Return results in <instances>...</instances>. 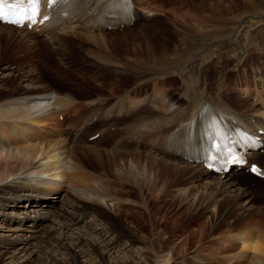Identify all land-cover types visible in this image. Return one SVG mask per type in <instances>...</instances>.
I'll list each match as a JSON object with an SVG mask.
<instances>
[{"label":"bare ground","instance_id":"1","mask_svg":"<svg viewBox=\"0 0 264 264\" xmlns=\"http://www.w3.org/2000/svg\"><path fill=\"white\" fill-rule=\"evenodd\" d=\"M139 1L141 4V0H136V5L140 10H142L141 7H139L140 6ZM258 5H264V0H246V1H241L240 3L218 2L217 0H200L198 4V6L202 10L210 12V13H206L207 19H213L215 17L217 18V15L219 14H227V13L232 14V12H237L240 9H242L240 13L241 12L243 13L244 8L255 9V7ZM259 10L257 12H259ZM142 15H143V11H142ZM261 15L262 14H259L257 16L253 15V19L251 20H255V18H260ZM139 16L141 17V14H139ZM153 16H155V13L153 14ZM153 16H151L149 19H151ZM236 16L233 17L236 18ZM240 17L242 18V16ZM143 22L144 21L137 22L133 26L128 27L127 30H124V32L131 30L133 27ZM224 25L226 28L227 25L226 24ZM223 26L220 28H223ZM229 26L228 28H230ZM191 27H192L191 25H186L185 28L181 31L182 36L180 37L179 35L178 38L179 44L176 45V47H173L172 51H174L175 53H179V51H181L180 49L185 48V45L193 35V34L191 35V29H190ZM263 27L264 26H262L261 28ZM180 28L182 27H179V29ZM249 28H250V24L248 29ZM236 30L233 36L237 37L236 34L239 33L240 31L238 30V28H236ZM5 32L7 34H5ZM13 32L20 33L21 35L22 30L20 29L18 30L11 25L2 24L0 28V41L3 39H5L6 41L12 40L13 37H15L16 35ZM51 33L52 35L49 36L52 37L51 38L49 37V39H53L54 41H62L60 39H63V37L72 36L75 37L77 40L79 39L80 41H82L80 43H85V44L86 41H90V42L92 41L93 43L102 42V44H106L108 41L114 39L115 37L114 32H104V31L96 32L95 29L89 30L88 26H84L80 29H72L70 34H66L64 36H62L60 33L57 32H51ZM25 34L29 36L30 34H32V32L30 33L29 31H27V33ZM135 34L136 37H139V39L141 40L130 42L132 45L138 46L142 44V42L144 41H146L147 44H149V40H151V34L148 33V30H146V28H144L139 32H136ZM24 35H23V39L27 36ZM195 35H197V33ZM198 35L201 36L200 34ZM161 36L164 37L165 41L163 42L170 41L169 37L164 36L163 34ZM115 40H112L110 42L112 46L115 45L114 42ZM200 40L202 41V39ZM231 40H233V38H231ZM236 40L237 39L234 38L233 42L231 41L229 44L227 43L228 45L225 44V46H223L222 48H220L219 45H216V47H219L221 49L219 51L221 53L218 52L219 55H214L215 56L214 59L218 58V60L220 61V62L216 61L217 65H220L222 63L221 62L222 56H225V60L228 58V55L234 49ZM249 40L252 41L251 38ZM120 43H126V41H120ZM126 44L125 46L128 45ZM26 46H28L26 47L28 50H31V48H33L32 44H26ZM107 47L109 46H106V48ZM213 49L215 48H208L207 51L210 52ZM240 49L245 51L243 48L240 47H238L237 51H239ZM236 53L238 54V60L240 62L241 55L238 52ZM164 54H167V52ZM209 54H211V52ZM259 54L261 53L259 52ZM224 62L225 61L223 60V63ZM257 62L259 63V59L253 61L252 63H250L248 60L245 63H249L252 69H257V74H256L257 78L256 77L255 78L259 79V82L257 83L261 84L260 81L261 82L264 81V70L261 72L260 68L253 66ZM189 67H191V65H189ZM236 67L237 68H235L234 70L238 71V69H240L241 66L240 64H237ZM197 72H202V71L199 70ZM253 73L254 72L251 73V76L253 75L252 77L255 76L254 75L255 73L254 74ZM217 74H219V76H222V78L223 76H226V74L223 71H219L217 72ZM152 75H153L152 77H154L155 74ZM226 77L224 79H226ZM205 78L207 77L205 76ZM211 79L214 78L211 77ZM241 79L242 81H244V77ZM10 81L11 79H9V82ZM15 81L21 84L20 79L19 80L14 79L11 82L15 83ZM146 82H153V81L148 80ZM236 82L237 81L235 80V84ZM139 83L140 82H137V84ZM211 83L212 81H210L209 84H207L205 81L203 85L197 76L196 78H193L188 82H185L182 87L183 90L177 95H173L171 94V92L161 89L159 90V92L154 91V94L149 97L148 96L143 97L137 91L125 93L127 92V90L132 89L135 86L134 83L133 85H131L129 89H127L124 92L125 94L123 93L121 95L109 97V98L99 97L105 99L96 100V101L93 100L94 98H91V99H87L82 104L77 103L80 102L79 99H76L71 95L60 94L58 92L52 91L50 90V88L45 89L47 91V95H44L45 91L43 92L42 89L39 88L38 86L34 87L33 83L32 86L27 85V89L29 90V92L35 91L37 93L36 97H30L33 95L25 96L24 92L26 91L23 90L24 92H19L21 90V87H15V88L13 87V89H10V91L6 92L4 96L0 98V219L1 220L3 219V222L8 221L9 223H18V224L16 225L14 224L15 228L13 225L10 228H6L9 229L8 232L11 234L9 236L5 235L3 238L0 236V248L7 250H9L10 248H15V251L11 253L12 258L10 263L36 264V262L39 261L37 264H71V262H76V261L80 262V260L83 259L84 261L86 260V264H91L93 260L98 261L96 262V264H172L173 263V257H172L173 250L170 248L171 240L169 238L166 241V243L164 244L161 243L163 245L162 246V245H157L160 241V238H156L155 240L154 239L150 240L148 236L145 237L143 236V238L145 239L142 242H144L145 245L141 247L140 239L136 240L137 246L134 250V254H133L134 257H133L130 256L129 254L131 252L130 249L128 250V248L119 246V243L121 242V236L119 233H117L116 229L112 227V225H110L109 223H107L108 226L101 225L100 223L104 221L101 222L98 221L100 223L96 224L94 218L97 219V216H95V213L90 209L88 210L85 209L82 204L87 203L90 204L89 206H92L93 203L94 204L98 203L101 205L104 202L107 205H109V203L112 204L114 198L113 191H115L114 189L117 188L118 184H116V182L112 183V180L110 179L111 177H104L103 175L100 174L96 175L87 172V167L84 165L85 164L84 160L88 161V156L90 155L94 156L92 158L95 160V163L98 164L100 168L101 166L102 168H104L103 166H105L106 168L113 170L114 168H116V171L119 172L117 173V176L120 179L122 178L125 181L131 180L140 188L141 187L143 188L142 185L145 184L144 182H149V180H151L150 177L152 175L162 178L172 177L175 178L178 182H181L182 179L186 177L190 180V177L187 176V172L188 174L190 173L195 174V176L199 181L204 182L203 185H201L202 188L213 192V193L211 192L213 196L212 197L213 203L217 205L216 202L217 200H215L214 198H218V197H221L224 202H229V199L230 201L234 199L236 200V203L232 201L233 203H235V207L233 206L234 208L232 211L244 210L242 208H246L247 205H249L250 201L255 198V196L253 195L254 192L252 193L250 188H248V186L241 185L237 181L240 179H247V180L255 179L259 182L260 181L264 182V180L255 178L247 174H238V176L236 177L230 175L229 177L228 175L225 176L221 175L218 176L219 178L215 177L212 178L213 180H209L205 182L204 180L206 179L204 175H206V177L208 178V172L207 169L203 168V166L189 165V164L183 165L181 164L182 162L180 159L170 157L163 152V146L165 144L164 141L166 136L170 134L178 126L192 119L204 107L206 102L212 103L215 107H217V109H219L222 112L239 113L241 111L240 109L238 110L234 109L233 106V104L238 105L239 100H237V102L233 101L234 102L233 104H231L229 101L226 100V99L232 100L231 94L226 98H223V100L212 98L211 94L209 95L210 91L218 96L220 92L219 90H214L213 88L209 87L208 85L214 88H219L216 82H215L216 85L214 84V86ZM223 86L227 88L226 84H223ZM173 87H174L173 93L176 94L175 93L176 87L175 86ZM248 87L250 86L247 85L246 91L249 90ZM147 88L148 85L146 84V87L145 89L142 90V93L147 92L148 91ZM237 88L239 90L240 87ZM256 92H258L257 102H259L262 100V95L260 94L261 92L259 90H257ZM242 93L247 101L249 99L252 101L253 93L251 89H250V93L244 92V89H242L241 94ZM63 96L70 97L69 99L70 101L63 99L62 98ZM247 97L250 98L247 99ZM254 97H256V94L254 95ZM191 105H193L194 109ZM254 112H255L254 116L257 117L255 122L259 124L260 123L264 124V110L257 108ZM70 113L74 114L75 117L77 118L73 124V126H75L74 128L81 126L82 123L86 124L88 121H92L95 118H97V122L95 124H92L90 128L84 127L83 130L78 132L81 134L75 137V135L72 134L73 132L71 131V129L69 130L66 129L63 121L60 120V117L63 116V114H66L68 115L67 117H70ZM242 113L245 114L244 112ZM123 119H125V121L130 122L128 124L129 126L125 125L127 127L122 126L119 130H117L114 134L115 135L114 140H111L112 144L108 142L110 144L105 145L107 146V148H102V147L99 148V143L100 144L102 143L101 142L102 140L99 139H97L91 144L90 143L81 144L80 141H84L86 134H88V132H90L92 129L99 128L103 126V124L104 126H110V125L115 126L116 123H119L118 121ZM143 130L147 131L150 134L149 135L150 138L145 140V142L148 141V147L146 151H142L143 149H141L140 145L131 144L130 141L131 137L138 136V134L141 133ZM93 134L95 135V133H92L90 135H87L86 138L92 136ZM159 135L164 136L163 141L162 140L160 142L157 141ZM128 152H132V153H128ZM144 155L147 156L143 157ZM120 156H129L130 158L125 160L122 159L123 157L119 158ZM104 171L108 172L109 175L111 174L110 171H107L106 169ZM124 171L127 172L131 171L132 173L138 172V176L135 175L134 177L129 176L127 175L128 173H125ZM195 176L193 175L191 177V180H194ZM47 177H52V178L49 180L41 179ZM156 179L158 180V178ZM114 181L117 180L114 178ZM63 190L66 191L68 195L70 193L75 194L76 196L74 201L69 200L66 197L63 206L61 207V209L59 208L57 210V213L54 214L52 213V211L50 212L45 211L44 207H46V205L49 204L53 205L54 204L53 201L54 199H56L55 196L50 197L51 193L56 194L58 191L63 192ZM187 190L188 189H186L185 192H187ZM116 191H118V193L120 194L119 192L120 189L119 190L116 189ZM48 197L49 199H47ZM51 198L52 200H50ZM240 198L246 200L244 201V204L242 206H240L241 205L240 201L242 200ZM24 201L27 203L23 204ZM229 204L231 203L229 202ZM23 205H24L23 209L26 210L29 207L30 208L29 211L22 210V212L21 211L18 212V209L21 208V206ZM31 207H33L35 210L33 208L31 209ZM9 210H14V211L9 214L8 212ZM50 216H53L54 219L57 220V226L55 228H52L53 231H49L44 234H39L38 231L39 226L40 225L42 226V224L49 222ZM250 217H251V222L248 228L246 229L248 233L241 234V236H243V240L236 239L237 241L244 243V248L240 252V259L245 258L247 256L246 254L249 253L250 264H264V223L254 224L253 221L255 220V218L253 220L252 219L253 216ZM86 218L87 219L92 218L93 220L91 222L89 220L84 224L82 230H85V232H82V230H78L79 232H77V230L74 227H76L81 221H83V219ZM30 220L31 222H28ZM92 222L95 223L92 225ZM28 223L30 225H27ZM29 227L33 229H30ZM143 228H140L142 232H144L145 230ZM0 229H4V227L2 228V226H0ZM72 229H74V231H72ZM70 231H72L73 235L71 233V236L66 238V235ZM84 233H86L87 235L86 234L83 235ZM113 233H117L115 235L117 237H115ZM229 242L230 241H225V243H229ZM101 245L104 246L102 247ZM103 251H107V253L114 251V254L116 253L117 256L114 258H112L111 256L109 260L108 259L106 260L104 256L106 253L103 254ZM10 252L6 251V252H2L1 254L6 255ZM58 252L60 253L59 255H62V257L63 255L69 257V260L68 259H66V261L60 260L58 259L59 257L57 258L56 256H54V254H52ZM93 254L96 255V258L95 256L93 257ZM121 254H123V256ZM36 255H38L36 259L33 258V256L35 257ZM130 257H132L133 259L131 260ZM160 260H162V262L164 261V263H161ZM227 261L229 263L232 262L230 264H233V261L231 260H227ZM195 263L203 264V261L202 259L195 258Z\"/></svg>","mask_w":264,"mask_h":264},{"label":"rangeland","instance_id":"2","mask_svg":"<svg viewBox=\"0 0 264 264\" xmlns=\"http://www.w3.org/2000/svg\"><path fill=\"white\" fill-rule=\"evenodd\" d=\"M141 1L143 6H146L148 1H153L152 8L154 9L155 16H153L151 19H148L147 21H144L143 23H139V25L133 27L129 31H123L124 33L115 32L114 39H111L106 44H102V42L93 43L92 41H86V44L80 43L82 41H80L79 39L77 40L72 36H65L63 37V39H60L62 41H54L53 39H47L34 33L28 36L27 34H25L27 33V30H22L21 35L20 33L13 32L17 36L15 35V37H13V39L10 41H6L5 39L1 40L0 98L3 97L6 92L10 91V89H13V87H21V90L19 92L26 91L24 92L25 96L33 95L30 97H36L37 93L35 91L29 92V90L27 89V85L32 86L33 83L34 87L38 86L42 89L43 92L45 91L44 95H47V91L45 89L50 88V90L52 91L58 92L60 94L71 95L79 100L86 101L87 99L91 98H94L93 100L95 101L104 100L105 98L99 97L105 96L106 98H109L123 94L127 89L131 87V81H135V86L132 89L127 90V92L125 93L137 91L141 96L149 97L154 93L149 94L148 91L142 93V90L146 87L145 83L148 80L154 81V79L156 80L158 78H162L166 86H175V91L177 90V93L172 94L177 95L183 90L182 87L184 83L191 80L189 77L191 75H189V73H186L188 72L187 68H190V70L192 69V71L194 70L195 72L201 70L202 77L207 84H209L210 81H212L211 84L213 86L215 82L218 84L219 88H214L208 85L214 90H219L220 92L218 96L210 91L209 95L211 94L212 98L223 100V98H226L231 94L232 100L226 99L227 101L233 104L235 101L237 102V100H239L238 105L233 104L234 109H240L244 113L245 111H252L251 103H249L245 99L243 93L241 94V92L236 87H240L244 89V92L250 93V87H248L249 90L246 91L247 85L250 86V80L252 79L251 73L255 70L257 71V69H252L249 63H245L246 61L249 60V62L252 63L253 61L259 59V63L257 62L253 66L260 68L261 72L264 70V27L261 28L262 26H264V5H258L255 7V9L250 8L251 10L249 8H244L243 13L241 12L242 14L240 13L242 9H240L237 12H232V14L234 13L233 15L231 13H227L228 15L219 14L217 15V18L215 17L213 19H207L206 13L210 12L202 10L198 6L200 0ZM217 1L226 3H240L241 1L246 0ZM256 8L258 10L261 8L259 10L260 13L257 12L258 10ZM245 11H247L248 13ZM259 14H262L260 17L261 19L254 17L255 20H259L258 22L255 20H251L253 19V15L257 16ZM239 15L242 16V18ZM233 16H236V18ZM224 24L227 25L226 28ZM249 24L251 29H248ZM186 25L192 26L190 29L191 35H193L185 45V48L180 49L181 51H179V53H175L174 51H172V48L176 47V45L179 44V35L180 37L182 36L181 31L185 28ZM1 26L2 24H0V28ZM178 26L182 28L179 29ZM219 26H223V28H220ZM228 26L230 28H228ZM144 28H146V30H148V33L151 34V40H149V44L144 41L138 46L132 45L130 42L141 40L139 39V37H136L135 33L143 30ZM224 28L227 30H225ZM236 28H238V30L240 31L236 34L237 37L233 36ZM199 30L201 31V33ZM196 33L197 35H195ZM5 34L7 33L5 32ZM162 34L169 37L170 41L163 42L165 40L164 37L161 36ZM198 34H200L201 36H199ZM23 35L27 36L23 39ZM215 38L218 40H216ZM231 38H233V40L234 38L237 39L234 45V49L228 55V58L226 60L225 56H222V59L225 61L224 63L221 59L222 63H219L220 65H217L216 61L219 60L218 58L214 59V55H219V53H221L219 52L221 50L220 48L225 46V44L228 45L231 41L233 42ZM250 38L252 39V41L249 40ZM200 39H202V41ZM112 40H115L114 46L110 44ZM120 41H126L128 45L126 43H120ZM201 42H203L204 44ZM25 43L32 44L33 48H31V50H28L26 48L28 46H26ZM125 44L127 46H125ZM216 45H219L220 48L216 47ZM106 46L109 47L106 48ZM238 47L243 48L245 51L241 49L237 51ZM208 48H215L212 50L213 53L212 51H210L212 56L211 54H209L210 52L207 51ZM166 52L167 54H164ZM236 52L241 55L240 62L238 60V54ZM259 52L261 54H259ZM237 64H240L241 67L240 69H238V71H235L234 69L237 68ZM189 65H191V67H189ZM149 71L152 74H155L154 77H152L153 75ZM219 71H223L225 74L228 73L226 75L227 77L223 76L222 78V76H219V74H217V72ZM157 72L159 73V75ZM173 74H179L181 76L183 82L182 86L178 87L177 83L170 82V80L168 79L166 80V77ZM256 74L257 73H255L254 75L257 78ZM205 76L207 78H205ZM211 77L214 79H211ZM225 77L226 79H224ZM243 77L244 81H242L241 79ZM9 79H11V81H13L14 79H20L21 84L16 81L15 83L11 81L9 82ZM116 80L121 81L120 84H115ZM235 80L237 81L236 84ZM137 82L142 83L137 84ZM221 83L226 84L227 88ZM202 84L204 85V83ZM167 91L171 92L170 90ZM102 141H104V139H102ZM109 142L112 144V141ZM110 143H108V141H104L101 143V145L103 146H99L102 148H107V146L105 145H108ZM146 150L147 149H143L142 151ZM146 156L147 155H144L143 157ZM92 157L94 156L90 155L88 156V161L84 160V165L87 167V172L96 175L100 174L104 177H111L110 179L112 180V183L116 182V184H118L116 189H120V194L118 193V191H116V189H114V198L112 204L109 203L110 206L105 202L101 205L98 203H93L92 206H89L90 204L87 203H83L82 205L85 209H90L95 213V216H97V219L94 218L96 224L104 221L100 224L108 226L107 223H109L114 229H116L117 233H119L121 236V242L119 243V246L128 248V250L130 249V256H133L134 254V250L137 246L136 240L140 239V246L142 247L145 245L144 242H142L145 239L143 238V236H148L150 240L160 238V241L157 245L166 243L168 238L171 240L170 248L173 250L172 264H194L195 258L202 259L203 264L232 263H229L227 260L233 261V264H250L249 253L246 254L247 256L245 258L240 259V252L244 248V243L239 242L236 239L243 240V236H241V234L248 233L246 229L251 222L250 216H253V220L255 218V220L253 221L254 224L264 223V182H259L255 179H240L238 181L236 180L241 185L248 186L251 192H254L253 195L255 196V198L251 200L250 203L247 202L249 203V205H247L246 208H242L244 210L232 211L235 207L236 200L233 199L230 201L229 199V202L231 203L229 204V202H224L221 197L214 198L215 200H217L216 205L215 203H213V192L203 189L201 185H203L204 182L199 181L195 174H188L187 172V176L190 177V180L186 177L183 178L181 182H178L175 178L172 177L162 178L152 175L150 177L151 180H149V182H144L145 184L142 185L143 188H140L131 180L125 181L122 178L121 180L117 176V173L119 172L116 171V168H114L113 170L106 168L105 166H103L104 168H102L101 166V170L99 165L95 163V160ZM119 158L127 160L130 157L120 156ZM181 164L186 165L184 163ZM105 169L107 171H110L111 174L109 175L108 172H105ZM124 172L128 173L127 175L129 176H138V172ZM193 175L195 176V179L191 180V177ZM204 176L206 179L204 180L205 182L213 180L212 178L217 177L215 175H212L210 172H208V178L206 177V175ZM51 178L52 177L41 179L49 180ZM114 178L117 181H114ZM156 178H158V180ZM189 183L192 185H190ZM186 189H188L187 192H185ZM56 194L51 193L50 197L55 196L56 199H54L53 205L49 204L44 207L45 211H52V213L55 214L57 213V210L59 208L61 209V207L63 206L66 197L67 199L74 201L76 196L75 194L70 193L69 197V195L64 190L63 192L58 191ZM118 194L120 197L118 196ZM47 199H49V197ZM50 200H52V198ZM232 201H234L235 203H233ZM244 201L246 200L242 199L240 201V206L244 204ZM24 203L27 202L24 201L23 204ZM23 207L24 205L18 209V212H22V210L29 211L30 209L28 207L25 210L23 209ZM32 208L33 207H31V209ZM13 211L14 210H9L8 212L10 214ZM53 219L54 217L50 216L49 222H46L42 224V226H39V234L53 231L52 228H55L57 226V220ZM31 220L28 222H31ZM89 220L91 222L93 219H83V221H81L74 228L77 230V232H79L78 230H82L84 224ZM95 222H92V225ZM0 223V226H2V228L4 227V229H0V236L2 238L5 235L9 236L11 234L8 232L9 229L6 228H10L12 227V225L14 226V224H18L9 223L8 221L3 222V219L0 221ZM27 225L30 224L28 223ZM31 227L29 228L33 229ZM140 228L145 229L144 232H142ZM72 231H74V229H72ZM72 231L68 232L66 238L71 236ZM82 232H85V230H82ZM117 233H113V235L115 236ZM85 234L86 233H84L83 235ZM225 241L230 242L225 243ZM101 246L103 247L104 245ZM6 251L11 252L6 255L1 254L2 252ZM14 251L15 248H10L9 250L0 248V264H11V253ZM52 254H54V256H56L57 258L59 257L58 259L60 260H69V257H67L66 255H63V257L62 255H59V252ZM103 254H105L104 256L106 260H109L111 256L112 258L117 256L116 253L114 254V251L109 253H107V251H103ZM121 255L123 256V254ZM37 256L38 255H36L35 257L33 256V258L36 259ZM94 256L96 258L95 254H93V257ZM130 259L132 260L133 258L130 257ZM160 261L161 263H164V261ZM38 262H36V264ZM76 262H71V264H86V260L84 261V259L80 260V262ZM96 262L98 261L93 260L91 264H96Z\"/></svg>","mask_w":264,"mask_h":264},{"label":"snow or ice","instance_id":"3","mask_svg":"<svg viewBox=\"0 0 264 264\" xmlns=\"http://www.w3.org/2000/svg\"><path fill=\"white\" fill-rule=\"evenodd\" d=\"M60 2L61 0H49V3L53 5ZM41 4L42 0H0V22L10 23L18 27H24L26 24L34 25L40 16ZM232 159L237 163L242 162L235 156ZM252 170L257 171L255 166Z\"/></svg>","mask_w":264,"mask_h":264}]
</instances>
